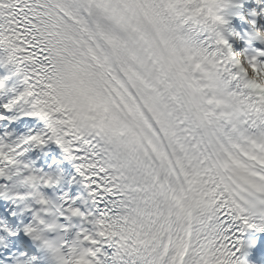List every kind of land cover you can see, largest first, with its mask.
Segmentation results:
<instances>
[{"label": "snow or ice", "instance_id": "1", "mask_svg": "<svg viewBox=\"0 0 264 264\" xmlns=\"http://www.w3.org/2000/svg\"><path fill=\"white\" fill-rule=\"evenodd\" d=\"M231 2L0 0V88L25 86L4 108L47 125L0 139V177L12 180L32 143L55 141L76 163L87 212L16 194L42 206L29 236L52 213L82 218L88 259L66 264H264V49L233 52L221 14Z\"/></svg>", "mask_w": 264, "mask_h": 264}, {"label": "clouds", "instance_id": "2", "mask_svg": "<svg viewBox=\"0 0 264 264\" xmlns=\"http://www.w3.org/2000/svg\"><path fill=\"white\" fill-rule=\"evenodd\" d=\"M9 175L15 177L14 183L12 185L13 189H23L27 188L28 193H32L35 195L36 192L39 191L38 187H33V182L28 181L26 177L18 176L16 173H13L9 170ZM49 200V211L56 207L55 202L48 198ZM23 202V200H22ZM45 220V225L41 226L39 224H35L33 226L32 239L38 242V246L41 251L47 256L49 260V264H66L69 256L73 260H87V252L88 250L83 246V243L78 241L77 238H73L71 241L70 251L65 250L64 239L56 236H50L49 234L55 232V228H48V225H57L56 216L54 213L47 217H41Z\"/></svg>", "mask_w": 264, "mask_h": 264}, {"label": "bare ground", "instance_id": "3", "mask_svg": "<svg viewBox=\"0 0 264 264\" xmlns=\"http://www.w3.org/2000/svg\"><path fill=\"white\" fill-rule=\"evenodd\" d=\"M0 80H2V78H1ZM23 114H24V112L21 111V110L19 109V107L13 109V110L10 112L11 118H14V116H15V117H16V116H17V117H20V116L23 115Z\"/></svg>", "mask_w": 264, "mask_h": 264}]
</instances>
